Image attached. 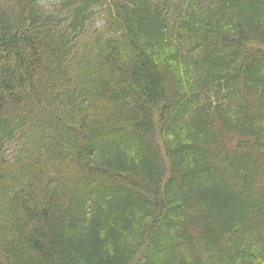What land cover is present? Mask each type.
I'll list each match as a JSON object with an SVG mask.
<instances>
[{"label":"trees","instance_id":"1","mask_svg":"<svg viewBox=\"0 0 264 264\" xmlns=\"http://www.w3.org/2000/svg\"><path fill=\"white\" fill-rule=\"evenodd\" d=\"M209 260L264 264V0H0V264Z\"/></svg>","mask_w":264,"mask_h":264},{"label":"rangeland","instance_id":"2","mask_svg":"<svg viewBox=\"0 0 264 264\" xmlns=\"http://www.w3.org/2000/svg\"><path fill=\"white\" fill-rule=\"evenodd\" d=\"M203 256H205V255H203ZM206 259H207V256H206ZM206 264H211L210 260H209V261H207V263H206Z\"/></svg>","mask_w":264,"mask_h":264}]
</instances>
